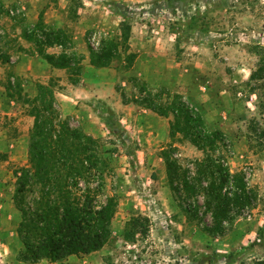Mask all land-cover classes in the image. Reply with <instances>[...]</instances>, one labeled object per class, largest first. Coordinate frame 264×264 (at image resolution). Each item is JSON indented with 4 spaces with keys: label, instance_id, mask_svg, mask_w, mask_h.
I'll return each instance as SVG.
<instances>
[{
    "label": "rangeland",
    "instance_id": "374dc122",
    "mask_svg": "<svg viewBox=\"0 0 264 264\" xmlns=\"http://www.w3.org/2000/svg\"><path fill=\"white\" fill-rule=\"evenodd\" d=\"M1 1L0 264H264V0ZM122 16L135 26L136 38L131 32L127 42L134 58L86 76L93 71L89 46L114 34ZM40 22L64 30L67 46L86 56L78 84L25 38L23 27ZM134 74L153 92L165 88L164 100L178 93L195 101L206 126L224 132L230 172L253 192L231 223L215 225L203 192L191 194L169 175L167 156L194 182L203 152L181 133L171 137L172 114L122 102V93L139 96ZM50 78L63 116L109 146L114 175L105 194L115 195L118 205L100 249L60 261H22L14 170L30 164L34 122L23 101L34 97L35 82Z\"/></svg>",
    "mask_w": 264,
    "mask_h": 264
},
{
    "label": "trees",
    "instance_id": "16d2710c",
    "mask_svg": "<svg viewBox=\"0 0 264 264\" xmlns=\"http://www.w3.org/2000/svg\"><path fill=\"white\" fill-rule=\"evenodd\" d=\"M3 7L0 0V13ZM45 29H49L48 26L40 22L23 27V32L27 40L37 45L47 63L66 69L69 81L78 84L85 73V55L67 46L66 42H72L64 30ZM37 30L42 32L43 38L36 34ZM131 32L132 23L124 17L114 34L101 38L99 47L90 45L89 66L93 71L86 76L92 77L97 70L113 67L115 60L134 58L127 45ZM52 45L70 50V53L51 54L43 48ZM126 65L131 64H124V67ZM139 79L134 74L133 82L140 88L139 96L131 99L122 93V102L144 105L163 116L172 114L171 137L181 133L203 152V158L195 160L196 174L192 182L186 178L188 169L181 168L176 160L167 156L169 175L172 179H180L187 192H203L215 225H222L224 221L231 223L241 214L239 207L250 204L253 192L244 177L230 172L221 150L227 146L224 132L206 126L195 101L178 93L172 97L167 95L164 100L165 88L153 92L147 82ZM52 80L35 82L34 97L28 96L23 101L31 107L34 122L29 135L30 164L14 170L12 200L18 210L16 232L23 245L22 261L44 258L60 261L70 255L100 249L110 238L111 220L118 205L115 195L105 194L106 180L114 175V158L109 146L101 136L87 132L79 124L73 125L71 116H63Z\"/></svg>",
    "mask_w": 264,
    "mask_h": 264
},
{
    "label": "crops",
    "instance_id": "0c3cea01",
    "mask_svg": "<svg viewBox=\"0 0 264 264\" xmlns=\"http://www.w3.org/2000/svg\"><path fill=\"white\" fill-rule=\"evenodd\" d=\"M124 17H125V16H122V18H124ZM122 18H121V19H122ZM134 31H135V26L132 25V38H133V37L136 38V36L133 35ZM136 32H137V31H136ZM154 53H155V52H154ZM85 57H86V56H85ZM84 60H85V59H84ZM53 68L56 70V67H53ZM85 88H86V87H85ZM87 88H88L89 91H91V90L93 89V87H91V85H90V86L88 85ZM125 105H126V104H125Z\"/></svg>",
    "mask_w": 264,
    "mask_h": 264
}]
</instances>
